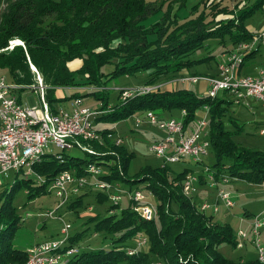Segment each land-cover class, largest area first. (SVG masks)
<instances>
[{"label":"trees","instance_id":"16d2710c","mask_svg":"<svg viewBox=\"0 0 264 264\" xmlns=\"http://www.w3.org/2000/svg\"><path fill=\"white\" fill-rule=\"evenodd\" d=\"M220 2L199 0L192 5L189 17L180 20L177 18L178 9L185 0H0V68L6 70L9 81L30 87L35 84V74L30 68L33 65L42 78L44 97L53 111L56 102L67 99L65 95L57 94L59 88L103 85L120 74L149 71L145 85L184 75L214 76L216 73L192 72L191 68L198 62L191 57L192 53L202 48L206 40L220 38L225 45L222 53L226 54L236 44L252 38L255 33L247 28L246 18L257 10L264 11V0H254L252 4L245 0L237 1L232 7H220ZM160 11V19L146 27L144 21ZM150 35H153L152 39ZM14 39L21 40L23 45L10 48L9 41ZM254 52L245 54L244 60ZM107 64L113 65L112 71L103 70ZM77 95L72 93L70 98L80 97ZM85 95L101 101L103 108L109 105L107 92L100 89ZM231 102L226 98H211L188 86L172 85L135 94L122 104L115 103L110 111L97 116L94 122H116L137 111H158L174 117L173 110L180 113L184 109V126L191 129L195 125L196 112L207 105V137L215 159L206 166L216 174L263 183L264 151L233 141L234 132H239L242 126L230 118L235 124L233 132L225 129L222 122ZM105 129L96 130L104 135ZM88 143L95 153L85 152L87 157L63 153L62 161L47 156L33 165L34 172L43 175L44 183L36 181V184H30L31 178L22 179L14 181L9 191L24 184L29 198L40 195L59 172L70 170L83 175L90 163L107 166L109 173L101 176L106 181L132 183L139 180L127 177L133 151L107 139L101 143ZM117 161L120 169L116 166ZM188 173L191 172L186 168L172 171L170 165L163 162L157 166L140 167L136 174L141 175L147 181L146 186L157 194V218L142 219L129 201L118 214L102 217L94 227V231H103L104 239L112 238L111 248L77 252L64 264H149L152 263L150 255L165 264H262L256 254L249 260L222 256L218 250L220 244L236 247L232 227L228 222H214L210 226L215 217L213 213L199 212L202 200L196 203L197 195L183 194L181 183ZM197 176L203 183L204 173ZM85 188L69 197L67 208L81 204L84 195L81 191ZM103 195L97 192L98 199ZM11 200V197L6 198L0 207V264H24L26 249L12 243L19 217ZM117 205H110L108 210ZM98 217L96 212L88 217V221ZM83 232L69 235L68 245H73ZM139 234L147 237L150 245L147 250L130 255L124 243ZM108 235L110 238H106Z\"/></svg>","mask_w":264,"mask_h":264},{"label":"rangeland","instance_id":"374dc122","mask_svg":"<svg viewBox=\"0 0 264 264\" xmlns=\"http://www.w3.org/2000/svg\"><path fill=\"white\" fill-rule=\"evenodd\" d=\"M198 1L199 0H185V4L178 9L177 18L184 20V18L189 17L191 14L192 5ZM237 1L239 0H221L219 5L220 7L223 5L232 7V5H234V3ZM245 2L252 4L254 3V0H245ZM161 14L162 13L160 11L151 15L144 21V25L149 27L151 24L160 19ZM245 22L257 28L261 23L264 22V14L261 12V10H257L250 17H247ZM149 38L152 39L153 35H150ZM225 43L227 46H229L227 41H225ZM13 45H23V42L19 39L9 41V47L11 48ZM224 47L225 45L220 42V38H210L206 40L204 42V46L196 50L191 55L193 59L198 60L197 64L191 68L192 72H198L201 74H214L217 70V64L224 60V56H221L223 54L222 51L224 50ZM207 57L210 58L206 59ZM263 59L264 49L262 46H260L258 52H256L255 56L246 63L244 69L240 71V74H252L245 72V69H249L251 71L253 65L255 63L258 64L259 62H262ZM30 68L35 74L34 76L36 83V76L37 74L40 76V74L33 65H30ZM112 69V64L103 66V70L106 72L112 71ZM148 72L149 71H140L130 75L126 73L120 74L114 76L103 85H83L75 86L71 89H64V95L67 97V99L56 102L55 107H62L66 109L69 108L70 101L74 98H70V95L72 93H77V96L81 97L83 105L89 106L93 109H100L102 113H105L110 111L115 103H124L126 98L137 94V92L141 91V89L145 86L157 85L158 87H165V85L171 84L176 80V78L172 80H162L157 84L145 85L143 83ZM0 76H8L5 69L0 68ZM194 77H208V75H197ZM186 82L193 83L192 85L190 84V87L192 89L195 88V91L198 93L201 92L197 89V82H191L190 80ZM99 89L104 93L107 92L108 95L109 105L105 108L102 107L101 101L96 100L91 95H85L86 93ZM19 95L21 96V103H23L24 106H41V101L37 90L35 91L30 88L22 89L19 91ZM226 99L231 100L232 102L229 105L222 121L224 122L225 129L234 132L235 124L234 122H231L230 118L242 126L239 132H234V135L232 136L233 141L247 148L264 151V135L260 134V129L264 128V108L261 102L254 98H250L247 101L248 106H246L245 103L237 104L233 95H227ZM202 108L203 107L199 108V111L196 112V118L202 116V111H200ZM151 112L154 113V116L157 119H166L170 117H168L167 114H160L158 111ZM172 115L175 118H180V116L176 117L178 115V111L176 110H173ZM137 121H139L138 124L136 123ZM94 126L95 129L99 130L106 128V133L102 135L101 140L98 141L99 143H101L103 139H107L116 145H124L129 150L134 152L133 158L131 159L127 169V177L129 179L136 178L139 180L132 183L130 181L125 182L123 180L108 181L114 186V189L111 190L85 188L81 191V193L84 194L82 196L81 204L77 207L67 208V202L64 205L57 207L58 199L54 195V192L51 188V183L47 184L42 194L30 198L27 196L28 188L24 184L15 186L12 191H9L11 186H13L12 184L14 181H21L22 179L24 180L31 178L29 179L31 180L30 184H36V181L40 183L45 182L43 175L39 174L38 172H34L35 170H33V173L30 175H26L21 171L15 172L13 170H9L6 174L0 176V207L6 198L8 199L11 197L12 207L15 208V214L19 217V226L16 229L12 240L14 246L25 248L27 250V248H30L39 242L45 241V239L48 240L50 238H55L59 236L60 229L65 221L71 225V228L69 229V235L84 231L81 237L73 243V246L78 248V253L84 250H93L100 247L109 249L112 247L111 245H113L110 241L112 238H110L108 235L105 237L110 239H104L103 231H94V227L102 217L113 213L118 214L121 208L127 206L129 201L133 203V206L136 205V202L134 199H132L133 191L141 192L146 203L154 207L156 215L151 220L157 218L158 208L156 205L159 203L157 200V194H155L148 186H146L147 181H144L141 175L136 173L142 166H157L162 163V159L158 158L150 148L153 146L152 142L154 141V138L163 136L165 132L159 129L157 125H154L150 122V118L147 117V112L145 111H137L126 119L116 122L96 121ZM187 129H190V127H187ZM54 152H57V150H54ZM63 153L64 155L87 157L85 151L77 148L65 149ZM201 159L202 162L194 163L191 157H185L182 159V161L180 160L178 162L168 164L170 165V169L172 171L177 172L186 168L189 169L193 174H200L205 172L206 165L208 163L210 164L214 161L215 158L212 150L208 148L207 153L203 155ZM117 164L118 165L116 166H118V169H120L119 161H117ZM98 167L103 174L109 173L107 166L99 165ZM91 179L92 178L90 177L89 180ZM183 181L184 180L182 179V186ZM203 183L198 181V183L193 185L194 189L191 192H187V194L185 193V188H183V194H185V196L192 197L197 195L196 199L194 198L196 203L200 200L203 201V199L209 201L210 203L216 202L218 205V210L212 212V215L215 217H213L212 223H209L210 226L214 222L230 223L233 230L236 247H232L228 243H222L218 247L219 252L222 254V256L228 259H237L238 257H242L243 260L253 259L255 257L256 246L249 233V222L253 215H256V213H259L264 208V182L252 183L238 179L236 177L234 179L230 177V181L223 185V187L230 192L234 202V205L229 208L225 206L213 188L209 187L205 182ZM97 192L102 194L104 193L105 196L103 195L102 199H98ZM111 195L119 196L117 200L118 205L117 207H114L113 210H108L110 205L115 204V201L112 200ZM166 207H168V209L171 208L170 205H166ZM172 208L175 211V207L172 206ZM204 211L208 210L202 209L200 207L199 212L204 213ZM96 212L99 213V217L88 221V217ZM240 231H245L247 236L243 238L239 233ZM149 245V240L143 234H139L132 238V240L130 239L124 243V247L127 246L125 249L130 255H137V253L140 251L147 250ZM68 258L69 257H65V259L59 264H64ZM150 260L152 263L149 264H165L164 261L157 259V257L153 255H150ZM260 263L264 264V261Z\"/></svg>","mask_w":264,"mask_h":264},{"label":"built area","instance_id":"2783aa9c","mask_svg":"<svg viewBox=\"0 0 264 264\" xmlns=\"http://www.w3.org/2000/svg\"><path fill=\"white\" fill-rule=\"evenodd\" d=\"M264 46V29L255 33L249 41H243L224 54V60L217 64V74L208 77L180 76L177 80L197 82L205 80L208 87L206 95L215 98H226L233 95L236 103L248 104V99L254 98L264 107V68H258L254 75H241L238 70L244 63L245 54L253 51L257 46ZM191 79H190V78ZM24 86L9 81L0 76V176L9 170L33 173V165L41 162L45 157L52 156L63 160L65 149L77 148L87 153H94L88 142L100 141L102 135L94 126V120L102 111L82 104L81 97H74L69 108L51 110L44 97L41 77L37 74L36 83L29 88L38 91L40 107H26L21 103L19 91ZM160 88L157 85L145 86L137 94L146 93ZM141 92V93H139ZM209 108L204 105L202 116L196 118L191 129L184 126L182 117L186 111L181 110L180 118L169 117L157 119L154 113L147 111L150 122L165 132L161 139H154L150 148L163 163L182 161L191 157L194 163L202 161L209 148L207 137V116ZM137 124L139 121L136 122ZM264 135V128L260 129ZM57 150V152H54ZM94 163L86 167L85 174L77 175L74 171L59 172L51 183L54 195L58 199L57 207L64 205L70 195L77 194L82 188L93 187L102 190L114 189V186L101 178L102 171ZM90 177L92 178L91 180ZM197 174L188 173L183 181L185 193L191 192L193 185L198 183ZM230 181L226 174H216L206 166L204 182L213 188L227 208L234 202L231 194L223 185ZM117 203L119 196L111 195ZM132 199L136 202L133 210L143 219L151 220L156 215L154 207L144 200L141 192L133 191ZM202 209L215 212L218 210L216 202L204 200L200 203ZM70 223L65 222L60 229L59 236L39 242L27 248V259L24 264H59L65 257H71L78 252V248L68 245ZM246 237L245 231L239 232ZM249 233L254 241L256 257L264 261V208L253 215L249 222Z\"/></svg>","mask_w":264,"mask_h":264},{"label":"crops","instance_id":"0c3cea01","mask_svg":"<svg viewBox=\"0 0 264 264\" xmlns=\"http://www.w3.org/2000/svg\"><path fill=\"white\" fill-rule=\"evenodd\" d=\"M239 1H244V0H239ZM262 13L264 14V11H262ZM247 24V23H246ZM247 28L251 31V32H254V33H257V32H259L260 30H262V29H264V22L263 23H261L260 25H259V27H257V28H255V27H253L252 25H249V24H247ZM255 35V34H254ZM253 37V36H252ZM251 39V38H250ZM249 39V40H250ZM249 40H247V41H249ZM260 46H262V45H259V46H257V48H255L253 51H251V52H254L253 54H252V56H250L248 59H246V60H244V63L239 67V70H238V72L240 73V71L241 70H243L244 69V67H245V65H246V63L251 59V58H253L254 56H255V53L256 52H258V50H259V48H260ZM263 47V49H264V46H262ZM250 53V52H249ZM224 54H222L221 56H223ZM264 68V59H263V61L262 62H259L258 64L257 63H255L254 65H253V67L251 68V71L249 70V69H245V72H247V73H252V74H247V75H254L255 73H256V71H257V69L258 68ZM216 74H217V70H216V72H215ZM214 73V74H215ZM254 73V74H253ZM208 76H210V75H208ZM179 77H177L176 78V80L174 81V82H172L171 84H168V85H165V87H163V86H161L160 88H163V89H165L166 87H169V86H176V87H181V86H188V87H190V84L192 85L193 83H187V82H181V81H178L177 79H178ZM198 83H196L197 84V89H198V91H201L202 93H205L206 94V89H207V87H208V85H207V83H206V81H204V80H199V81H197ZM26 88H29V87H25V88H23V89H26ZM72 87H68V88H64V89H71ZM191 88V87H190ZM31 89V88H30ZM64 89H61L60 90V88H59V90L57 91V94L59 95V96H63L64 95ZM195 89V88H194ZM22 90V89H21ZM220 98H221V96H220ZM237 104H240V103H237ZM246 106H248V104L246 105ZM264 108V107H263ZM178 116H180V113L178 112V115L176 116V117H178ZM165 136V134L163 135V136H159V137H157V138H154V139H161L162 137H164ZM46 240V239H45Z\"/></svg>","mask_w":264,"mask_h":264}]
</instances>
